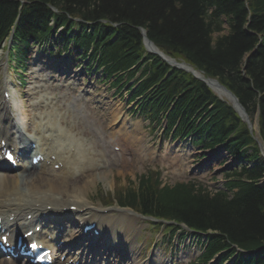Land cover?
Segmentation results:
<instances>
[{
    "label": "trees",
    "instance_id": "16d2710c",
    "mask_svg": "<svg viewBox=\"0 0 264 264\" xmlns=\"http://www.w3.org/2000/svg\"><path fill=\"white\" fill-rule=\"evenodd\" d=\"M46 2L82 17H104L124 23L127 26L120 42L127 47L138 45V27H147L149 36L160 45L184 56L207 73L220 76L249 107L254 109L259 98L264 119V0H247V3L243 0H33L27 12L45 21L51 15L45 7ZM204 2L225 3V14L233 17L228 33L219 29L218 19L212 20L206 15ZM6 9V1H0V10L10 14ZM61 19L59 16L58 20ZM246 23L249 24L247 29ZM109 36L112 34H107ZM104 54L108 61L110 55L107 51ZM246 54L250 58L243 72L241 61ZM192 85L202 94L206 93L198 81ZM220 116L219 126L225 118L231 117L227 113ZM233 122L235 118L232 123L223 125L222 133L232 129ZM219 133L216 127V138ZM239 134L247 136L245 129ZM235 184L240 189L236 200L222 203L220 198L209 199L188 188L157 191L143 179L141 206L172 214L198 228L218 229L240 244L264 243V188L243 180Z\"/></svg>",
    "mask_w": 264,
    "mask_h": 264
},
{
    "label": "bare ground",
    "instance_id": "6f19581e",
    "mask_svg": "<svg viewBox=\"0 0 264 264\" xmlns=\"http://www.w3.org/2000/svg\"><path fill=\"white\" fill-rule=\"evenodd\" d=\"M31 50L32 49L30 48L29 51ZM189 69L193 70L190 67ZM194 72L199 73L196 70H194ZM38 76L40 77L41 75L38 74ZM211 83L214 84V80H212ZM50 85L51 84L49 82L45 85H35L33 90H36L37 87H42L45 90L51 89L54 91V88ZM218 90L222 95H224V93H228L221 88H218ZM49 94L50 95H47L45 98L43 96L33 98L32 103L29 104V107H32V110L25 108L28 106V103L25 100L21 101L23 107L20 108V121H22L23 126L19 129L16 128L14 121H12L8 116V112L2 113L1 111V105L4 104L7 107H10V102L7 100L0 102V123L5 126L6 131L27 132V130H30L32 134L36 135H39V133L49 132L50 134L55 133L60 140L65 139L68 141V144L63 147L55 145L51 146V153L55 155L54 162L61 163V169H59V171H54V169L43 170V174H51L50 177H46L40 173L31 172L28 169H25V167H23L24 171L22 170L21 174H19L16 178H9L5 172L0 171V216L2 219L5 218L6 214L14 216L15 218L12 222L19 221V230L23 229L24 223L27 220L26 217L30 214H32L34 219L40 218L42 222L44 215H51L55 209H58V207L60 210H67L69 205H76L78 211H83L88 205V197L85 195V189L95 183V178L90 176L87 177L82 182V185L79 183L75 185L74 188L77 190L76 193H68L69 178L80 171L81 164L84 162V168L87 167L89 169L96 164H103L102 161L106 157V148L112 145H117V143L124 141V139L130 140L134 146V139L138 143H142L144 141V137L142 135L140 136V133L137 130V128L140 129L139 125L137 126L136 124L132 131H130L125 127V118L122 120L118 130L111 131L107 136H104L102 130L100 131L98 128L90 131L92 128L89 124L90 121L94 123L93 126H96L94 119L96 111L94 108L91 109V115L87 113V107L82 106L78 99L75 100L77 105L75 106L73 104V94L60 93L58 99L51 98L53 92H50ZM71 98L73 99L72 103L70 102ZM91 100L96 101L94 97H92ZM90 104L93 105V103ZM56 111H58V113H56ZM52 112L55 113L53 116H51ZM119 117L120 113L118 110L109 117L108 122L111 124L110 129H113V122L119 119ZM214 121L221 123L220 118L214 119ZM30 122H32V128H30V125L28 124ZM217 127L219 128L220 133L224 131L223 125ZM87 129L90 131L89 134L87 133ZM239 132L240 130L230 128L225 134L233 133L235 135H239ZM93 133H95V135ZM223 136L224 135H222L220 139H223ZM43 139L45 142L50 141L48 138ZM237 141L244 142L245 139L237 137ZM71 143H74L77 147V152L70 147ZM99 158L102 160L100 161ZM123 158L124 157H122V159ZM56 172H59L60 175ZM107 177V171L104 176L100 175V178ZM248 179L249 178H243V181L248 182ZM23 184L29 186L22 187ZM108 217L110 219L105 220L104 223H101L100 221L99 227L103 230H111L116 234H120L118 232L119 228H121L123 229L121 232L126 234V238L131 241L132 239L129 237V233H131V230L134 228L132 220L141 219V217L136 215L131 216L125 212L108 215ZM43 223L47 224V221L43 220ZM54 223L56 224V221H54ZM96 224L98 223L96 222ZM123 224H125V226ZM120 235L121 237L123 236L122 234ZM133 243L134 242H132V245ZM51 246L54 249V253H56L55 251H61L60 247H55V243L51 244ZM121 257L125 258L126 255H121ZM160 259L162 260L161 256ZM154 260L156 263H160L159 260ZM116 261H118V259L114 262ZM16 262H18V260L14 258L10 259V261L0 259V264H17ZM84 262L85 264H92V261L85 260ZM57 263L58 260L56 261V264ZM22 264L29 263L23 262ZM148 264L153 263L150 261Z\"/></svg>",
    "mask_w": 264,
    "mask_h": 264
},
{
    "label": "rangeland",
    "instance_id": "374dc122",
    "mask_svg": "<svg viewBox=\"0 0 264 264\" xmlns=\"http://www.w3.org/2000/svg\"><path fill=\"white\" fill-rule=\"evenodd\" d=\"M227 27H229L228 22H226L225 24V28ZM225 32H227V30H225ZM214 36H216V34H214ZM249 58L250 56L246 54L241 61L242 65L246 64ZM78 62L82 65H85L84 61L78 60ZM242 71L245 72L244 69H242ZM103 87L105 88L108 87V83H104ZM113 93H114V90L112 89L108 90V94L112 95ZM118 98H116L114 103L119 102ZM120 101L122 102L121 103L122 108L127 106L126 100L122 99ZM128 107L131 108L130 105ZM137 119H139L138 121L142 120L141 118L134 117V120H137ZM143 125L146 126V123H144ZM144 129H145L144 132H145L146 142L149 141L150 143H153V144L163 143L166 147L172 146V144L169 143L168 140L164 139L161 136V133L153 132L146 127ZM164 151H167V149H164ZM152 154H155V153H152ZM149 155L150 154L143 157L140 152H137V150H135L132 154L127 156V158L129 159L128 164L125 165L124 163H122V161H119L118 164L116 163L112 164V167L114 171L116 172V181H119L120 183L121 182L123 183L125 180L136 181L137 176H139V174L153 167L154 164L158 165L163 170V173L165 174V179L168 180L169 182H173L175 179H183V178H196L203 182H210V177L213 175V173H209L208 171H206L202 175H199L197 173H193L190 171L189 167L190 165L194 163L192 157L196 155L192 153L191 151L186 152V155L184 156L178 154V158L180 159L181 163L177 161H173L170 158H167L169 156L164 157V158H157V157L152 158L153 155H150V156ZM156 158L157 160L155 161ZM174 172H176L177 175H175ZM220 177L221 176H219V178ZM117 178H119V180ZM110 181H111V185L114 186L113 180H110ZM99 187H101L104 191L107 189V186H105L104 183L97 182L96 188L92 186L88 190V192L89 193L92 192L94 196H99V198H102L104 196V193L102 191H99L97 193ZM70 189L73 191V188L71 186H70ZM168 253H169V250H168Z\"/></svg>",
    "mask_w": 264,
    "mask_h": 264
}]
</instances>
